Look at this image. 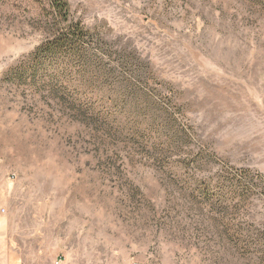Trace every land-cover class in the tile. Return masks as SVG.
I'll use <instances>...</instances> for the list:
<instances>
[{
  "label": "rangeland",
  "instance_id": "374dc122",
  "mask_svg": "<svg viewBox=\"0 0 264 264\" xmlns=\"http://www.w3.org/2000/svg\"><path fill=\"white\" fill-rule=\"evenodd\" d=\"M67 1L0 0V248L264 264V0Z\"/></svg>",
  "mask_w": 264,
  "mask_h": 264
},
{
  "label": "trees",
  "instance_id": "16d2710c",
  "mask_svg": "<svg viewBox=\"0 0 264 264\" xmlns=\"http://www.w3.org/2000/svg\"><path fill=\"white\" fill-rule=\"evenodd\" d=\"M53 7L60 14V16L68 21L69 20V4L67 0H50ZM89 31L79 22H70L67 28L62 31L57 38L43 46L44 52L56 53L60 51H67L75 53L82 50V45L89 39ZM38 59H35L36 63Z\"/></svg>",
  "mask_w": 264,
  "mask_h": 264
},
{
  "label": "crops",
  "instance_id": "0c3cea01",
  "mask_svg": "<svg viewBox=\"0 0 264 264\" xmlns=\"http://www.w3.org/2000/svg\"><path fill=\"white\" fill-rule=\"evenodd\" d=\"M33 262H36V259H25L21 254H18V252H14V250L12 254L7 257L5 248H0V264H33Z\"/></svg>",
  "mask_w": 264,
  "mask_h": 264
},
{
  "label": "built area",
  "instance_id": "2783aa9c",
  "mask_svg": "<svg viewBox=\"0 0 264 264\" xmlns=\"http://www.w3.org/2000/svg\"><path fill=\"white\" fill-rule=\"evenodd\" d=\"M132 264H145V263L142 262V261L135 260V261L132 262Z\"/></svg>",
  "mask_w": 264,
  "mask_h": 264
}]
</instances>
